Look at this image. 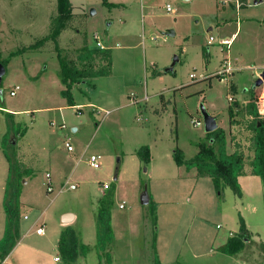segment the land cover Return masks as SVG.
I'll return each instance as SVG.
<instances>
[{
  "label": "rangeland",
  "instance_id": "1",
  "mask_svg": "<svg viewBox=\"0 0 264 264\" xmlns=\"http://www.w3.org/2000/svg\"><path fill=\"white\" fill-rule=\"evenodd\" d=\"M71 1L77 16L59 38L62 51L76 56L85 40L96 47L99 37L113 55L111 76L72 90L76 104L92 101L94 109L68 105L52 42L43 50L28 49L49 35L58 0H0V64L6 69L0 107L20 113L18 121L41 156L38 170L22 181L27 206L21 209V216L30 218L25 225L36 223L28 243L40 250L38 264H51L57 255L64 213L77 214L74 228L82 232L86 245L95 240L93 209L108 196L118 241L102 253L91 246L87 258L74 264H155L156 253L161 264H264V195L248 206L230 188L218 197L204 183L200 195L190 196L191 185H181L180 180L154 185L149 164L138 176L130 158L146 146L154 148L156 164L168 156L174 161L176 147L185 151L186 159L193 158L197 145L209 143L202 106L228 127V95L236 98L229 86L236 84L242 99L258 81L255 70L264 68V0H247L239 11L237 0ZM168 4L173 12L167 11ZM210 37L215 39L212 44ZM232 39L229 49L220 45ZM15 87L19 91L11 97ZM244 111L237 112L234 139L242 136V147H249L254 133L248 132L252 126ZM106 112L110 113L105 116ZM194 120L202 125L195 126ZM51 122L65 123L66 128L52 127ZM6 127L4 115L0 142ZM74 127L79 128L77 134ZM22 138L15 141L19 161ZM63 141H69L75 153L69 154ZM50 147L57 156L52 169L42 151ZM93 155L100 169L87 162ZM48 172L56 174L57 181L72 175L70 183L77 189L54 182V192H48ZM144 192L157 195L163 202L160 208L142 204ZM241 218L247 240L239 253L226 255L221 249L229 235L241 234ZM42 226L45 235L38 236L36 230ZM59 256L60 264H67ZM16 259L31 264L22 263L18 255Z\"/></svg>",
  "mask_w": 264,
  "mask_h": 264
},
{
  "label": "trees",
  "instance_id": "2",
  "mask_svg": "<svg viewBox=\"0 0 264 264\" xmlns=\"http://www.w3.org/2000/svg\"><path fill=\"white\" fill-rule=\"evenodd\" d=\"M247 5V0H242ZM76 16L73 15V7L70 0H58V13L50 18L49 35L40 39L28 49L30 51L43 50L48 42L54 44L55 52L58 54L60 80L65 87L62 91L63 97L70 107H75L72 90L74 86L91 83L97 78L109 77L112 75L113 55L108 48H90L85 40L83 47L78 49L75 56L65 53L59 46V38L63 32L70 29V25ZM3 66L4 64L1 63ZM7 123V132L2 140V150L9 165V175L4 194V211L6 224L3 238L0 240V264H2L21 239V194L22 181L24 177H30L34 172L17 158L15 141L18 137L25 136L28 129L22 128L15 119V114L3 112ZM256 118V112H250ZM229 116L234 117L233 109H229ZM253 152L254 159L250 163L251 174L261 178L264 186V121L257 118L252 122ZM209 143L199 144V152L191 159L186 160L184 152L176 147L173 158L177 166H185L187 170L196 169L198 178H211L215 192L222 197L226 188L242 198L243 193L239 184V178L245 176V156L241 152L229 154L227 151L226 133L218 128L208 133ZM14 137V139H13ZM137 156L145 165L151 161L150 147H142L137 151ZM112 198L105 197L102 200L96 219L97 244L99 253L106 252L107 248L115 241V233L112 227ZM241 234L229 239L221 252L233 256L239 253L249 232L243 219H240ZM59 245V252L67 264H74L79 257H86L91 251L88 245L81 243L76 232L68 228L62 234ZM155 264H161L156 253Z\"/></svg>",
  "mask_w": 264,
  "mask_h": 264
},
{
  "label": "crops",
  "instance_id": "3",
  "mask_svg": "<svg viewBox=\"0 0 264 264\" xmlns=\"http://www.w3.org/2000/svg\"><path fill=\"white\" fill-rule=\"evenodd\" d=\"M70 2H71L72 7H73V12H74L73 15L77 16V13L75 12V9H74L75 7H74V5H73L71 0H70ZM259 3H261V2H259ZM66 32L67 31L63 32L62 34L66 33ZM209 40H210V38H209ZM229 41H231V44H232L233 39L229 40ZM99 42H101V41H99ZM101 45L103 46V48H107V46H105V44L103 42H101ZM89 47L90 48H99L97 45H96V47L89 45ZM263 69L264 68L259 69V70H255V72L253 73V77L259 80L262 77ZM219 77H221V76H219ZM97 79H99V78H97ZM97 79H94V80H97ZM91 82H93V80ZM79 85H81V84H79ZM79 85H76V86H79ZM231 85H233L234 88L231 89V86H229L230 87L229 90L232 93L235 94L236 98H234V103L235 104L234 103H232V104L230 103V105L228 106V113H229V109L231 107L233 108V106H235V108L233 109L234 117L231 120V118L229 116V122H228V127L227 128L224 127V126H221L219 124V122H218V119H217V122H218L219 128L223 129L225 131V133H226L227 151H228V153L229 154H233L235 152H241L245 156V163H246L245 164V172H246V174H245V176H241L239 178V184L241 186L242 193H243V196L240 199L242 200V204L246 203L248 206H251L252 204L255 205L254 202H255V199L257 197H261V196L264 195V186L262 184V181H261L260 177L253 176L251 174V170L252 169L250 167V163L254 159V152H253L252 145L251 146L248 145L249 147H245V145H243V147H242V143L240 141V139H242V136L239 135L238 139H234V137L237 136V131L236 130H238L237 129V124H236L237 120H239L238 119L239 118L238 117V113H237L238 110H241V109L245 110L244 114H245L249 124L252 125L253 121L251 120V118L254 117V116H253V114H250V112L251 111L252 112H256V106L254 104V101L264 91V86L262 87V85H264V82L259 87H257L256 84H255V86L252 88V90H250L249 94L247 96H244L242 99H239L238 96H237L238 86L236 84H234V83H232ZM64 89H65V87L63 86V90ZM228 97H231V96L228 95ZM231 105H233V106H231ZM84 106L88 107V108H92V109L95 108V104L92 101H89L86 104H80V105L76 104V106L73 107L72 109H76V107H84ZM3 112H6V113L7 112H12L13 114H15V119L19 123L18 118H19V114L20 113L12 111V110H9V109H4L3 110L0 107V118L1 119L4 118V113ZM109 113L110 112H108V114ZM108 114L105 113V116H107ZM231 121L232 122L236 121V122H235V124H232ZM51 126L52 127L57 126L60 130H64L66 128L65 123H61L60 125H57L55 122H51ZM72 130H73L74 134H77L79 132V128L78 127H74V128H72ZM6 132H7V127H6V131H5L4 135L6 134ZM248 132L249 133H254L251 128L248 129ZM4 135L2 134V136H1L2 139H3ZM27 135H25L19 142V156L21 157V161L29 169H32V170L36 171V170H38L37 168H39L40 165H41V156H40L39 152L35 153L31 142H29V140L26 137ZM67 143H70V142L69 141H63L62 142V144H64V147L66 148V150H67V147H66ZM249 143H252V142L250 141ZM1 145H2V141L0 142V240L3 238L4 231H5V224H6V214H5V211H4L3 201H4V194H5V187H6V183H7V179H8V175H9V165H8V162H7L6 158H5V155L3 153ZM196 148L197 149H196L194 157L199 152L198 145H197ZM150 150H151V161L149 163V167L152 169V172L150 174V179H151V182L154 185H157L159 183H167V184H169L171 182H175V181L180 180L181 185H187V184L191 185L190 187H192L193 190H192V193H190V196H198V195H200L198 191L201 190V184H204V183H206L207 186H209V190L211 188V191H212V188H213L214 191H215L214 184H213V181L211 180V178H208V177H206V178H198L196 169L187 170L185 166L179 167V166H177V164L174 161H170L171 157H169V156L167 158L161 159V162H163V163H161V164L157 163L156 164L154 148L152 147V148H150ZM42 151H43V153L46 152L47 155H48V158H49V161H48L49 162V166H48V168L49 169L54 168L56 166V165L54 166V164L57 163L55 161V159L57 158L56 149L54 147H50V148H48L46 150L43 148ZM74 151H76V149ZM67 152L69 154L75 153V152H69L68 150H67ZM183 152L185 153V151H183ZM40 153H42L41 150H40ZM136 153H137V151L134 152L130 158L134 162L135 166L137 167V172H138V176H139V174H140V172L142 170V167L145 164L143 162H141V160L138 158ZM193 158H191V159H193ZM191 159H186V160L188 161V160H191ZM88 160H87V162H88ZM172 160H173V155H172ZM51 162H52V165H51ZM48 174L50 175V178H48V177L47 178L50 180V182L53 185H54V182H56V183L60 182V183H62V185L71 184L70 181L73 180L72 179V175H71L69 177H64L63 180L57 181V177H56L57 175L56 174L48 172L46 175H48ZM27 181H29L28 178H27ZM26 183L27 182H25L24 184H26ZM211 185H212V187H211ZM190 189L191 188L188 189L187 193L190 192ZM102 194L104 195L105 191H103ZM20 201H21V209L23 211V208H26L27 204L24 202L22 194H21ZM101 201L99 203H101ZM149 203L152 204L154 208H160L159 206L162 205L163 202H159V197L157 195H155V196H151L150 197ZM92 205H94V204H92ZM99 209H100V205L93 209V212H94L93 213L94 214L93 217H94V224H95L94 228H95V231H96V238H95L96 244H97L96 219H97V215H98ZM66 214H72V213H64V214L61 215V218H60V224L62 226L61 237H62V234H63L65 229L72 228L76 232V235L78 236V238L81 241V243L86 245L87 243H85L86 241L84 239V236H83L82 232L80 230H77L76 228H74L75 227V223L77 222V217H78L77 214L76 215L72 214L73 215V221L70 224L63 225L62 224V220H63V218H64V216ZM29 220H30V218H29L28 214H25V215L21 216V239H20L19 243L17 244V246L14 248V250L11 252V254L8 256V258L2 264H19V260H17V259L15 261L13 260V258L16 255H18V257H20L22 263H25V261H28V263H31V264H38L39 263L40 250L28 243V240L30 239L29 233L34 230V226L36 224V223H30L29 225L28 224L25 225L24 221H29ZM25 226H27L26 232H25ZM112 227H113V230H114V233H115V242H116V241H118L119 235H118V232H117L116 225L114 224L113 212H112ZM248 228L250 230V227H248ZM36 234H37V232H36ZM44 235H45V232H44L43 235H38V236H44ZM230 238H232V234L229 235L228 238H226V244H227V242L229 241ZM90 239H93V237H91ZM95 240H92L90 243L88 242L89 243L88 246L89 247H91V246L95 247L96 246ZM59 245H60V242H58V253H57V255L55 257L60 255ZM89 253H88V255H89ZM87 256L86 257H79L75 263H77L80 258L81 259H86ZM55 257H53L51 264H54V258Z\"/></svg>",
  "mask_w": 264,
  "mask_h": 264
},
{
  "label": "built area",
  "instance_id": "4",
  "mask_svg": "<svg viewBox=\"0 0 264 264\" xmlns=\"http://www.w3.org/2000/svg\"><path fill=\"white\" fill-rule=\"evenodd\" d=\"M243 6H245V4H243L242 0H237V5H236V9L237 11L240 10V8H242ZM167 8V11L170 13V12H173V9H172V6L171 5H167L166 6ZM97 46L101 49H104L103 46L101 45V42H99V37H97ZM215 41V39L213 37H210V40H209V44L213 43ZM220 45L221 46H226L228 49L230 48V45H231V41L229 40H224V41H221L220 42ZM226 72H229V69H227ZM224 74V73H222ZM218 76H221V74H218ZM191 78L194 79L195 78V75H191ZM19 91V87H15L11 92H10V95L11 97H15L17 95ZM228 100L229 102L233 103L234 102V98L232 97H228ZM254 104L256 106V112H257V119L258 120H263L264 121V91L262 92V94H260L257 99L254 101ZM106 114H108V112H106ZM255 117H252L251 120L254 121L256 119ZM193 124L197 127L201 126V122L200 121H197V120H194L193 121ZM66 147H67V150L69 152H74V147L70 144V143H67L66 144ZM88 163L90 164L91 167H93L94 169H100L101 167V163L99 161V159L93 155L90 157V159L88 160ZM48 178H50V175L48 174L47 175ZM70 189L71 190H76V186L74 184H71L70 185ZM105 189H109V186L108 185H105ZM48 192H54V188H53V184L52 183H48ZM120 208L122 209L123 208V205L120 206ZM37 234L38 235H43L44 232H45V229H44V226L42 227H39L37 229ZM62 262V258L61 256H57L54 258V264H59Z\"/></svg>",
  "mask_w": 264,
  "mask_h": 264
},
{
  "label": "water",
  "instance_id": "5",
  "mask_svg": "<svg viewBox=\"0 0 264 264\" xmlns=\"http://www.w3.org/2000/svg\"><path fill=\"white\" fill-rule=\"evenodd\" d=\"M183 1H188V0H183ZM258 3H259L258 1L255 2V4H258ZM92 14H94V11H92ZM170 35L173 36L174 33H170ZM173 66H175V63H174ZM169 71L170 72L173 71V67ZM5 74H6L5 67L2 64H0V81L3 80V77L5 76ZM263 82H264V73L262 74V77L257 81L256 86L257 87L261 86L263 84ZM201 110H202V114L204 116V124H205V132H206V134L216 131L219 128V125H218V122H217V118L212 116V115H210L208 113V111L205 109V107L202 106ZM142 197L145 198L142 201V204H144V205L149 204L150 197L148 196L147 192H145L142 195ZM72 221H73V215L72 214H66L64 216L63 220H62V224L63 225H68Z\"/></svg>",
  "mask_w": 264,
  "mask_h": 264
}]
</instances>
